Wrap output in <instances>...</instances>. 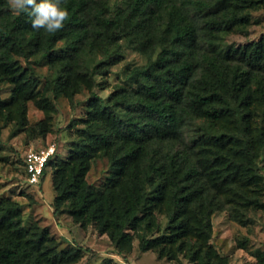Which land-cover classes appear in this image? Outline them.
<instances>
[{"label":"trees","instance_id":"16d2710c","mask_svg":"<svg viewBox=\"0 0 264 264\" xmlns=\"http://www.w3.org/2000/svg\"><path fill=\"white\" fill-rule=\"evenodd\" d=\"M108 2L61 0L69 19L49 34L0 0V82L12 86L0 113L23 125L28 101L47 109L33 63L52 73L45 90L72 98L103 88L96 76L122 60L123 48L140 53L145 63L126 72L108 101L90 93L69 156L49 159L53 215L65 207L106 233L119 254L137 236L140 250L168 260L229 264L208 243L211 215L252 206L264 149V39L224 41L248 23V1L116 0L115 9ZM98 156L110 166L102 188L86 181ZM49 229L26 228L21 205L1 199L0 264L77 262L79 249H58Z\"/></svg>","mask_w":264,"mask_h":264},{"label":"rangeland","instance_id":"374dc122","mask_svg":"<svg viewBox=\"0 0 264 264\" xmlns=\"http://www.w3.org/2000/svg\"><path fill=\"white\" fill-rule=\"evenodd\" d=\"M247 1L248 6L241 9V14L248 16V23L227 34L225 42L237 45L264 39V0ZM108 4L114 8L117 2L109 0ZM144 63L143 55L123 48L122 60L105 74L96 76V81L103 84V88H83L72 98L55 96L52 91L45 90V80L52 73L47 65L33 63L39 80L38 90L47 100V109L43 108L41 101L40 105L28 101L27 121L23 125L13 113H0V200L10 198L21 205L22 224L26 228L48 226L58 243V249H79L82 256L73 264H194L181 254L175 260H168L154 250L142 251L137 236L131 242V250L119 254L106 233L100 234L92 224L82 225L74 220L65 207L55 219L52 207L55 193L50 166H47L41 182L29 184L26 180L23 158L27 151L53 145L55 153L52 159H66L78 130L85 127L81 119L85 117L90 93L94 92L108 101L116 86L125 84L126 72ZM11 88L10 84L1 81L0 97L9 99ZM254 171L261 177V183L257 187V195L254 194L252 206L245 209L239 207L240 214L237 216L228 210H218L211 215L212 234L208 243L219 255L227 256L229 264H264V149L256 158ZM109 175L108 159L98 156L91 162L86 181L96 188H102ZM158 220L163 226L167 222L163 215H159Z\"/></svg>","mask_w":264,"mask_h":264},{"label":"clouds","instance_id":"9594fccd","mask_svg":"<svg viewBox=\"0 0 264 264\" xmlns=\"http://www.w3.org/2000/svg\"><path fill=\"white\" fill-rule=\"evenodd\" d=\"M8 5L17 15L27 13L34 30L44 29L49 34L60 31L69 19L61 0H8Z\"/></svg>","mask_w":264,"mask_h":264},{"label":"built area","instance_id":"2783aa9c","mask_svg":"<svg viewBox=\"0 0 264 264\" xmlns=\"http://www.w3.org/2000/svg\"><path fill=\"white\" fill-rule=\"evenodd\" d=\"M55 153V146L40 150H29L23 158L26 180L29 184H37L42 177L49 159Z\"/></svg>","mask_w":264,"mask_h":264}]
</instances>
